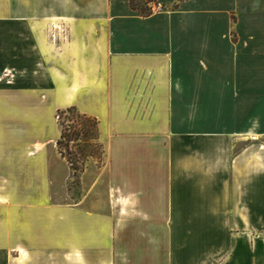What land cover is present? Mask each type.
Listing matches in <instances>:
<instances>
[{
    "label": "crops",
    "instance_id": "obj_1",
    "mask_svg": "<svg viewBox=\"0 0 264 264\" xmlns=\"http://www.w3.org/2000/svg\"><path fill=\"white\" fill-rule=\"evenodd\" d=\"M159 1L0 0V264H264V0Z\"/></svg>",
    "mask_w": 264,
    "mask_h": 264
},
{
    "label": "rangeland",
    "instance_id": "obj_2",
    "mask_svg": "<svg viewBox=\"0 0 264 264\" xmlns=\"http://www.w3.org/2000/svg\"><path fill=\"white\" fill-rule=\"evenodd\" d=\"M138 7H142L148 10L149 2L151 0H134ZM231 30L230 39L231 43H254L253 39L249 33L239 32L238 29V14L237 10H231ZM253 35V34H252ZM56 121L59 128L70 133L72 130L77 129L79 124L72 115L68 113L57 114L56 111ZM97 135V133H96ZM67 137L63 138L62 149L70 158V166H72V178L70 183L75 185L78 183L79 171L83 168L85 162H90L91 160H97L99 162L102 159V149L99 142L96 139L88 137V135L82 136L78 135L74 140H69L68 145L65 144ZM81 151V152H79Z\"/></svg>",
    "mask_w": 264,
    "mask_h": 264
},
{
    "label": "trees",
    "instance_id": "obj_3",
    "mask_svg": "<svg viewBox=\"0 0 264 264\" xmlns=\"http://www.w3.org/2000/svg\"><path fill=\"white\" fill-rule=\"evenodd\" d=\"M129 4L132 8H135L138 12L142 14L149 13L150 10H145L144 8H140L137 6L136 2L134 0H129ZM149 8V7H148ZM63 113H68L72 115L73 119L77 121L79 124L77 129L72 130V132L68 133L64 131L62 128L60 129V133L58 138L56 139V145L59 150V152L66 157V159L70 162V158L68 155L64 152L62 149V141L64 137H67V141L65 144L68 145L69 140H74L75 137L78 135H88V137L96 139V119L92 116H89L85 113L79 112L73 105L61 108L57 110V114H63ZM81 152V151H79ZM72 168V166H71Z\"/></svg>",
    "mask_w": 264,
    "mask_h": 264
},
{
    "label": "built area",
    "instance_id": "obj_4",
    "mask_svg": "<svg viewBox=\"0 0 264 264\" xmlns=\"http://www.w3.org/2000/svg\"><path fill=\"white\" fill-rule=\"evenodd\" d=\"M149 10H157L163 7V3L159 0H151L149 2Z\"/></svg>",
    "mask_w": 264,
    "mask_h": 264
}]
</instances>
